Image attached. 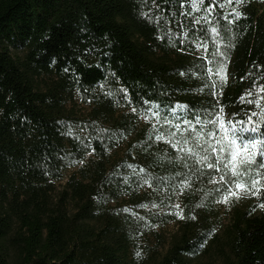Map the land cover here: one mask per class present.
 <instances>
[{
	"label": "trees",
	"instance_id": "obj_1",
	"mask_svg": "<svg viewBox=\"0 0 264 264\" xmlns=\"http://www.w3.org/2000/svg\"><path fill=\"white\" fill-rule=\"evenodd\" d=\"M210 2L0 0V264H192L215 248L218 264H264V211L236 208L220 232L231 172L173 147L165 123L251 117L264 140V0Z\"/></svg>",
	"mask_w": 264,
	"mask_h": 264
},
{
	"label": "snow or ice",
	"instance_id": "obj_2",
	"mask_svg": "<svg viewBox=\"0 0 264 264\" xmlns=\"http://www.w3.org/2000/svg\"><path fill=\"white\" fill-rule=\"evenodd\" d=\"M191 2L193 7L197 4H204V0H191ZM224 2L231 4L233 0H224ZM241 2L242 0H236L237 4ZM217 3L218 0H211L208 4L205 12L209 16L214 10V5ZM233 12L237 19L242 15L241 12L235 9H233ZM225 18L227 19V17ZM212 31L217 32L218 29L213 28ZM219 72H224L222 64ZM143 103L148 105L150 102L144 100ZM156 107L160 108L163 106L156 104ZM177 107L183 111L186 106L177 105ZM148 111L153 116L158 115L156 111H153L151 106H149ZM172 115L175 117L177 123H171L170 118L166 119L165 123L170 124L172 128L177 130L169 133L173 147L177 148L180 152L187 153L189 156L202 154L199 162L207 163L208 169L216 168L217 171H220L221 165H223L225 170L231 172L236 189L243 190L244 193H250L253 196L260 194L261 188H264V183H261V176L264 175V162L257 164L256 156L264 154V140L253 138L254 134L259 132V128L252 124L251 117L248 118V124H245L243 121H236L235 123L228 121L226 125L218 114L211 119L208 118L211 114L204 112L192 113V118H189L187 113L177 115L176 111H173ZM197 125H199L198 130ZM181 129L187 134L182 135ZM210 154L215 156L214 163L209 162ZM257 168L260 171H254ZM148 179L157 180L156 177L151 175L148 176ZM220 180L224 181L225 176L221 175ZM249 180L250 183L248 182ZM144 182L147 183V180H144ZM217 191H220V189H217ZM230 196L239 198V193L234 192L229 187L227 193L223 196L225 203L228 202ZM260 206L264 207V204Z\"/></svg>",
	"mask_w": 264,
	"mask_h": 264
},
{
	"label": "rangeland",
	"instance_id": "obj_3",
	"mask_svg": "<svg viewBox=\"0 0 264 264\" xmlns=\"http://www.w3.org/2000/svg\"><path fill=\"white\" fill-rule=\"evenodd\" d=\"M70 105H73L79 114H86L91 109V107L87 103L83 102L81 98H79V96H77L75 102L71 103ZM126 150L127 142L112 150L110 153V159L112 161H115L122 158L123 156H125ZM73 170H75V168L70 169L66 173V177L63 180L56 182V190L54 193L55 200L60 197V194L66 185L68 177ZM232 190L239 193V198H237L236 196H230L227 203H225L224 200L219 203V210L222 216V226L220 232L222 233L231 223L236 208H249L252 206L253 212L260 213L261 211H264V207L260 206L264 204V201L261 199V192L259 195L253 196L250 193H244L243 190L236 189L234 186L232 187ZM176 204L179 206L180 201H178ZM179 225V222L173 221L165 226H159L156 228V231L162 235L164 243V247H160V249L165 251L169 247L172 237L179 229ZM151 244H158V240L156 237H151ZM219 262H221V254L215 248L208 255L200 256L194 259L192 264H218Z\"/></svg>",
	"mask_w": 264,
	"mask_h": 264
}]
</instances>
